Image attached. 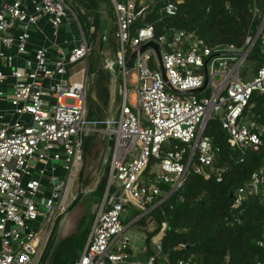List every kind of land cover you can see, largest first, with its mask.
I'll return each mask as SVG.
<instances>
[{
  "label": "built area",
  "instance_id": "built-area-1",
  "mask_svg": "<svg viewBox=\"0 0 264 264\" xmlns=\"http://www.w3.org/2000/svg\"><path fill=\"white\" fill-rule=\"evenodd\" d=\"M107 2L117 50L114 58L104 59V68L123 78L122 101L115 115L92 121L87 119V96L94 74L90 78L83 71L79 82L67 77V68L86 60L93 48L75 13L64 0H33L31 9L24 0H0V60L10 68L13 57L2 48L15 47L18 55H27L31 31L41 19L49 18L55 36L68 19L80 32L79 44L67 54L58 51L54 67L48 49L41 47L23 68L12 70L10 107L0 109V264H42L53 230L76 198L73 185L83 169V137L99 128L113 135L109 187L119 181L120 189L111 193L108 187L76 264H200L194 255L170 258L155 210L191 174L224 180L228 167L215 166L221 147L206 135L210 122L219 120L232 148L259 151L264 146V126L250 112L253 93H264V65L252 80L240 73L262 36L264 13L242 47L210 46L184 30L157 35L152 23L142 22L157 0ZM182 2L167 0L163 13L176 16ZM258 13L255 9L254 16ZM16 27L21 28L16 37L5 35ZM261 40L264 52V36ZM152 41L160 53L153 48L138 53L128 96L130 72L123 69L133 52ZM206 78V88L198 92ZM6 79L0 68V98ZM170 86L197 92L180 94ZM6 114L15 121H7ZM24 115L30 120H22ZM60 163L64 176L56 174L54 164ZM48 167L52 175L44 185ZM252 197L264 201V165L236 190L233 207ZM129 209L134 212L126 218ZM135 225L145 230L146 244L138 254L137 239L128 233ZM185 248L179 244L176 252Z\"/></svg>",
  "mask_w": 264,
  "mask_h": 264
},
{
  "label": "trees",
  "instance_id": "trees-1",
  "mask_svg": "<svg viewBox=\"0 0 264 264\" xmlns=\"http://www.w3.org/2000/svg\"><path fill=\"white\" fill-rule=\"evenodd\" d=\"M166 2L157 0L141 21L152 23L157 35L184 30L196 34L210 46L242 47L246 37L256 33L264 13V0H183L176 16L169 17L162 11ZM76 4L84 9V21L92 14L98 22V0H76ZM255 9L259 12L256 16ZM263 36L264 29L252 51V59L257 62L255 72L264 65V52L260 48ZM105 80L103 76L98 83L101 99L108 95ZM250 106L254 119L264 126V93L254 92ZM88 119H99L91 108ZM206 135L221 147V158L215 166L228 167L227 175L222 182H217L215 178L206 180L191 174L184 186L155 210L157 229L162 227L166 232V251L174 260L194 255L200 264H264V245H259L264 242V201L252 197L241 207H233L236 190L264 165V146L259 151L230 147L219 120L210 122ZM88 137L83 154L87 151ZM107 178L108 173L92 194L94 200L102 201ZM84 222L83 219L77 233L57 243L49 264H76L94 223L88 220L84 225ZM179 244L186 248L176 252Z\"/></svg>",
  "mask_w": 264,
  "mask_h": 264
},
{
  "label": "crops",
  "instance_id": "crops-1",
  "mask_svg": "<svg viewBox=\"0 0 264 264\" xmlns=\"http://www.w3.org/2000/svg\"><path fill=\"white\" fill-rule=\"evenodd\" d=\"M32 1L33 0H24V3L26 4V6L29 9L32 8ZM64 1L68 5V7L72 10V12H74L75 15L77 16L80 27L84 33V29H83L82 23L80 21V17H84V14H85L84 9L82 7L76 5V7L78 9L75 8L76 10H74L73 9L74 7H72V1L73 0H64ZM98 2L100 4L99 20H98V22H96V20L92 14L90 15L91 17L89 16L88 20L85 21V24L89 25L90 37H87L85 35V33H84V36L90 42H92V47H93V42L96 38L94 33L96 31H97V33H99V37H100V41H101L102 25L105 23L107 26V34H106L104 46L102 48L100 47V49L103 50L105 52V55H107L108 57H113L112 51L110 50V46L115 45L116 40H115V25H114V21H113L112 12L109 8V4H108L107 0L106 1L98 0ZM104 5H106V7H107L106 10H104ZM54 31L55 30L51 26L49 18L46 17V18L41 19L38 22L37 26L32 29L31 38H30V41L28 44V54L27 55H25V56L18 55L15 47H12L10 49L2 48L3 53L13 57L12 68H10L4 60H0V68L2 69V71L7 76L5 83L1 86V89L5 93L3 98H5V101L7 103L6 109H4V110L1 109L4 112L6 110H8L10 107L9 100L12 96L13 86L15 84V80L11 77V73H12V70L14 68H18V69L23 68L25 66V63L28 60L30 61V60L34 59L35 51L41 47L48 49V51H49V54H48L49 62L51 64V66L54 67L55 64L57 63V61L59 60L58 51H63L64 54H67L79 44V41H80L79 27H78L77 23L75 21H73L72 19H68V20L64 21V24L57 31V36L54 35ZM20 32H21V28L16 27L12 30H9L5 35L10 36V37H16ZM99 46H100V44H99ZM90 56L91 55H89V57L86 60L79 62V63L85 65V67L83 66L79 71H75L69 75V68L73 67L74 65L69 66L67 68V77L70 79L71 82H79L83 76V71H86L88 73V75L90 76V78L93 74H94V77H96L95 65L98 64V60H97L96 56H95V58H91ZM90 58L93 60L91 61ZM79 63H77V64H79ZM129 72L131 74L133 73L132 70ZM111 76H112V78H110V80H109V82H110L109 85H107V83H106L107 80H105V85L107 87V94L108 95L106 98L102 99L103 104L106 107H109V109H111L112 112L114 111L113 114H111L109 117H111L117 113V109H118V107L122 101V96H121V91H120L121 86L116 89V87H117L116 79L114 78V77H119V76H116L114 74H111ZM93 83H94V78L92 80V84H90L89 90L92 88ZM45 84H47V82H45ZM98 88L99 87H97L96 94L91 95V101L89 103H88V96H87L88 112H89L90 108L93 109V105H95L94 102H96V101L94 99L100 98L99 94H98L99 93ZM118 95H119V97H118ZM115 103H118L117 106H114ZM7 115H9V114H6V120L7 121H15V119H16L15 116L10 115L9 117H7ZM97 115H98L99 119H94V121L95 120H101L102 121V120L109 118V117H107V118L103 119V117L100 114H97ZM21 119L24 121L30 120L28 115H24ZM87 119H88V113H87ZM99 131H101V133L103 134V139H104L105 146H106L107 145L106 135L104 134L102 129ZM99 131L91 132L90 134L85 135L83 137V146H84V141L88 136L90 137V135L97 133ZM110 155H111V152H110ZM54 167L57 169L56 174L58 172L60 175L61 174L65 175L61 170L62 169L61 163L59 165L54 164ZM108 168H109V165H108ZM81 172H80V174H81ZM109 172H110V168H109ZM47 173H49V174H47ZM47 173H46V178H45L47 180V183L44 185H48L49 177H51V175H52L51 167L47 168ZM108 187H109V184H107V186H106L105 194L107 193ZM109 189L111 190V186L109 187ZM105 194L103 196L102 202L104 201ZM133 236H135L136 239H138V237L135 234H133Z\"/></svg>",
  "mask_w": 264,
  "mask_h": 264
},
{
  "label": "rangeland",
  "instance_id": "rangeland-1",
  "mask_svg": "<svg viewBox=\"0 0 264 264\" xmlns=\"http://www.w3.org/2000/svg\"><path fill=\"white\" fill-rule=\"evenodd\" d=\"M76 5H77L76 0H73L72 1V7H74L73 8L74 10L78 9L76 7ZM106 9H107V7H106V5H104V10H106ZM80 21L82 23L85 35L87 37H90L89 25L85 24L83 17H80ZM94 35L96 36V38L93 42V48H92V51L90 53V55H91L90 57L95 58V56H96V58L98 60V64L95 65L96 77H94L93 86L90 90H88V103L91 101V95L96 94L98 83L100 82L101 78L103 76L106 77L107 85H109V83H110L109 80H110V78H112L110 72L104 68L105 65H104L103 61L108 56L105 55V52L100 49L99 33H97V31H96L94 33ZM110 50L112 51L113 58H114L115 54H116V50H117L116 43H115V45L110 46ZM91 58H90V60L92 61L93 59H91ZM256 64H257V62L254 59L249 58L247 60V62L243 65V67L240 70V73L243 76L244 80H252L254 78ZM83 66L85 67L84 64L79 63V64H76L73 67L69 68V75L75 71H79ZM130 76H131V73H129L127 76L128 96H130V94L132 93V88H133L131 85V82H130V80H131ZM114 78L116 79V85H117L116 89L119 88L120 86L123 87V78L122 77H114ZM118 97H119V95H118ZM94 100L96 102H94L95 105H93V111L97 114H100L103 117V119H105V118L109 117L111 114H113L114 111L112 112V110L109 109V107H106L103 104V101L101 98H96ZM66 103L72 104L73 102L71 100H67ZM6 104L7 103L5 101V98H0V109H3V110L6 109ZM117 104L118 103H115L114 106H117ZM9 116H10V114L7 115V117H9ZM101 129L102 128H99V130H101ZM105 152H106V146H105L103 134L101 133V131L90 135L89 142L87 143V151L84 152V164H83L82 172H81V174H79V177L77 178V180L74 182V185H73V193L76 197H78L80 192L83 190H87V194L80 201V203L76 206V208L66 218V221L64 222V224L60 230L59 241L64 239V238H67L68 236H70L72 234L77 233L83 219L85 220L84 225L86 224V222L88 220L94 221L96 213L99 210V206L101 205L102 201L100 202V201L94 200L92 194L98 189V186L102 182L106 173H108L107 184H109V168H108V166L106 167V169L102 175L103 159H104ZM62 172L64 173L63 170H62ZM47 174H49V173H47ZM57 175L64 176L63 174L60 175L58 172H57ZM46 183H47V180L43 179V184H46ZM97 184H98V186H97ZM117 189H120V182L119 181H115L114 186H111L110 192L115 193V191ZM133 212H134V210L129 209V213H128V216H126V218L130 217L133 214ZM135 215H137V213H135ZM61 219H62V217L59 219V221ZM57 225H56V227H57ZM56 227H55V229H56ZM55 229L53 230V232L51 234L50 241H51L52 235L54 234ZM128 233L131 234L132 236H133V234H135L138 237V239L135 241V247L137 249L136 250L137 254L139 252H143V247L146 244L145 238H144L145 230L142 229V227L140 225H135L134 227H132L128 231ZM50 241L48 242V245H49ZM46 250H47V248H46ZM46 250H45V252H46ZM45 252H44V255H45ZM42 264H43V261H42Z\"/></svg>",
  "mask_w": 264,
  "mask_h": 264
},
{
  "label": "water",
  "instance_id": "water-1",
  "mask_svg": "<svg viewBox=\"0 0 264 264\" xmlns=\"http://www.w3.org/2000/svg\"><path fill=\"white\" fill-rule=\"evenodd\" d=\"M104 1H106V0H104ZM106 34H107V26L104 23L102 25V32H101V41H100V47L101 48L104 46V42H105V39H106ZM148 48L155 49V51L159 55L160 49L157 46V44L155 42H153V41L149 42L148 44L141 46L137 51L133 52V54L131 55L129 61L127 62L126 66L124 67L123 70L125 72H129V71L133 70L135 68V60L137 58L138 53H143ZM249 58L252 59L253 56L250 55ZM207 63L208 62H206V66H205V71L206 72H207ZM115 74H116V76L119 75V73L116 72V71H115ZM206 86H207V78L205 80L204 86L200 90H198V92L203 91L206 88ZM170 88L174 92L180 93V94H190V93L197 92V91H178V90H175L174 88H172L171 86H170ZM105 135H106V138H107V145H106V152H105L104 159H103L102 175H103L106 167L109 165L110 152L112 150L113 139H114L113 135L110 134V133H106ZM97 186H98V184H97ZM86 194H87V190L81 191L80 194L78 195V197H76L74 199V201L72 202L71 206L68 209L67 214L65 216H63L62 219L59 221V223H58V225H57V227H56V229L54 231V234H53V236L51 238V241H50V243H49V245L47 247V250L45 252V255H44V258H43V264H48L49 263L51 255H52L57 243L59 242V236H60L61 227L63 226L64 222L66 221V218L68 217V215L76 208V206L86 196Z\"/></svg>",
  "mask_w": 264,
  "mask_h": 264
}]
</instances>
